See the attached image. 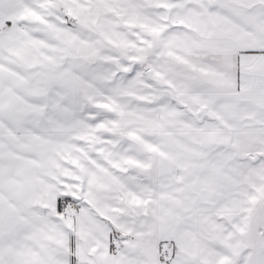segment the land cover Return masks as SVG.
I'll return each mask as SVG.
<instances>
[{
	"label": "snow or ice",
	"instance_id": "snow-or-ice-1",
	"mask_svg": "<svg viewBox=\"0 0 264 264\" xmlns=\"http://www.w3.org/2000/svg\"><path fill=\"white\" fill-rule=\"evenodd\" d=\"M0 264H264V0H0Z\"/></svg>",
	"mask_w": 264,
	"mask_h": 264
}]
</instances>
